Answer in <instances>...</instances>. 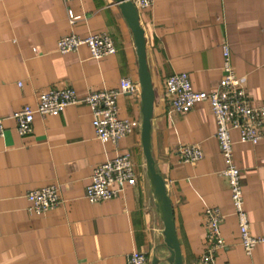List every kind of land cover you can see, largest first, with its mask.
<instances>
[{
    "label": "crops",
    "instance_id": "0c3cea01",
    "mask_svg": "<svg viewBox=\"0 0 264 264\" xmlns=\"http://www.w3.org/2000/svg\"><path fill=\"white\" fill-rule=\"evenodd\" d=\"M138 8V7H137ZM68 9L81 18L74 24ZM146 59L154 87L152 153L171 199L183 264L202 261L207 249L206 206L224 215L225 246L213 264H264V241L249 257L231 199L216 120L207 101L182 113L171 108L166 79L187 72L196 90H214L223 76V47L243 77L252 103H264V0H154L138 8ZM71 33L105 34L116 52L94 59L86 45L61 53L59 39ZM134 33L116 0H0V264H128L133 251L152 264H170L164 223L147 175L142 143V88ZM130 78L140 90L120 94L118 116L133 131L116 143L96 136L95 116L85 102L58 115L35 114L33 131L21 135L12 115L36 107L41 91L71 86L78 95L119 89ZM234 159L242 174L251 231L264 237V139L241 142L232 131ZM182 145H198L203 158L184 162ZM130 153L137 183L119 196L86 198L94 168ZM56 185L62 202L44 214L32 212L28 191Z\"/></svg>",
    "mask_w": 264,
    "mask_h": 264
},
{
    "label": "built area",
    "instance_id": "2783aa9c",
    "mask_svg": "<svg viewBox=\"0 0 264 264\" xmlns=\"http://www.w3.org/2000/svg\"><path fill=\"white\" fill-rule=\"evenodd\" d=\"M65 2L71 0H64ZM138 8L150 7L154 0H132ZM72 9H68V19L72 24L80 19ZM86 45L94 59H102L116 52L111 37L105 34H89L81 36L75 33L62 36L57 44L61 53L76 51ZM223 47V76L218 86L211 91H200L193 88L189 74L179 72L171 74L166 79V92L171 97V108L174 111L187 113L202 101L210 104L216 120V137L224 159L223 174L228 178L231 199L235 208V215L240 230V241L245 253L253 257L258 244L264 237L254 235L245 206V196L242 184V174L234 159V141L232 131L237 130L241 142L257 144L264 139V103L257 105L250 101L245 79L237 75L231 59V50L226 42ZM140 85L130 78H123L119 89H103L89 92L80 96L71 86L52 87L41 91L38 95L36 107L27 104L15 111L12 117L17 123L19 134L25 135L33 131L35 114L43 116L58 115L71 104L85 102L92 107L95 116L96 136L102 141L116 143L133 131V123L129 119L118 116L117 98L120 94L136 93ZM5 134L3 119H0V137ZM184 162L196 163L204 153L198 145H182L179 149ZM136 165L130 153L119 154L97 165L91 177V184L87 187L86 198L91 203L110 200L124 192L127 185L137 183ZM27 198L31 205L29 209L37 214H44L55 209L62 197L56 185L28 191ZM205 226L207 235V249L203 255L204 263L213 264L215 253L225 246L221 234V223L224 215L215 206H206ZM128 264H149L145 253L133 251L128 255Z\"/></svg>",
    "mask_w": 264,
    "mask_h": 264
},
{
    "label": "water",
    "instance_id": "95a60500",
    "mask_svg": "<svg viewBox=\"0 0 264 264\" xmlns=\"http://www.w3.org/2000/svg\"><path fill=\"white\" fill-rule=\"evenodd\" d=\"M131 27L139 56V74L142 88V143L146 157L147 175L156 199V206L164 223L165 246L170 255L167 262L170 264H183L180 241L177 234L174 210L168 195L164 177L159 173L152 153L151 118L154 110V87L146 59V41L144 29L140 24V14L132 0H116ZM152 264H159L155 256Z\"/></svg>",
    "mask_w": 264,
    "mask_h": 264
}]
</instances>
